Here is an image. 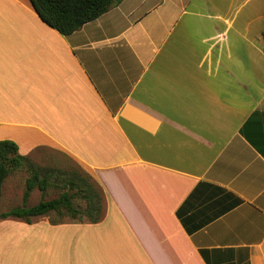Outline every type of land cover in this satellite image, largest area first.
Returning a JSON list of instances; mask_svg holds the SVG:
<instances>
[{
  "label": "crops",
  "instance_id": "1",
  "mask_svg": "<svg viewBox=\"0 0 264 264\" xmlns=\"http://www.w3.org/2000/svg\"><path fill=\"white\" fill-rule=\"evenodd\" d=\"M263 31L264 0H116L70 35L0 0V140L106 203L0 220V264H264Z\"/></svg>",
  "mask_w": 264,
  "mask_h": 264
},
{
  "label": "trees",
  "instance_id": "2",
  "mask_svg": "<svg viewBox=\"0 0 264 264\" xmlns=\"http://www.w3.org/2000/svg\"><path fill=\"white\" fill-rule=\"evenodd\" d=\"M31 2L45 23L62 35H70L109 11L116 0H31ZM21 170L29 172L23 197L25 202L35 188L45 191L54 187L60 190V194L54 198L42 199L33 206L24 203L0 211V220L19 219L32 222L33 217L55 214L57 219L51 217V221L56 224L63 221L61 216L66 213L73 220L90 223H98L105 218L106 203L103 191L90 174L81 168L72 172L41 168L33 163L29 156L19 153V146L15 141L0 140V198L8 177L13 172ZM77 199L84 201V205L77 204Z\"/></svg>",
  "mask_w": 264,
  "mask_h": 264
},
{
  "label": "rangeland",
  "instance_id": "3",
  "mask_svg": "<svg viewBox=\"0 0 264 264\" xmlns=\"http://www.w3.org/2000/svg\"><path fill=\"white\" fill-rule=\"evenodd\" d=\"M31 160L33 163H35L37 166H40L41 168H46L43 166L49 164V165L58 166L62 170H67L71 172L79 169V167L75 162L71 161L70 159L58 156L57 154H46ZM28 176H29V172L21 170L19 172H13L8 177L3 187V191H2L3 196H1L2 198H0V210L3 209V211H5L14 206L23 205L24 203L27 205L23 197H24V192L26 190V179ZM38 193H39V198L41 200L45 198L50 199L59 196L60 190L56 188H50V190L47 191L46 194L40 191H38ZM76 203L79 205L80 204L84 205V201H82L81 199H77ZM54 218L57 219L55 214H53L52 219ZM61 219H65V218L62 217ZM66 220H72V219L69 218Z\"/></svg>",
  "mask_w": 264,
  "mask_h": 264
}]
</instances>
